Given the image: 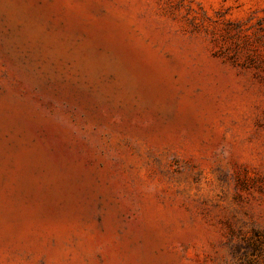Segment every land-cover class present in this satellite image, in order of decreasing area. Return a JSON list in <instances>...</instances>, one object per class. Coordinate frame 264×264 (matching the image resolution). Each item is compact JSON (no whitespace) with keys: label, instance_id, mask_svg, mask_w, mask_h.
Listing matches in <instances>:
<instances>
[{"label":"rangeland","instance_id":"rangeland-1","mask_svg":"<svg viewBox=\"0 0 264 264\" xmlns=\"http://www.w3.org/2000/svg\"><path fill=\"white\" fill-rule=\"evenodd\" d=\"M0 264H264V0H0Z\"/></svg>","mask_w":264,"mask_h":264}]
</instances>
